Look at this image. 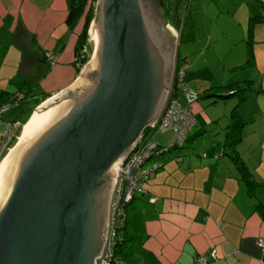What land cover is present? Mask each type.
I'll return each instance as SVG.
<instances>
[{"label":"crops","instance_id":"obj_1","mask_svg":"<svg viewBox=\"0 0 264 264\" xmlns=\"http://www.w3.org/2000/svg\"><path fill=\"white\" fill-rule=\"evenodd\" d=\"M68 6L69 0H0V100L10 94L17 98L1 112L0 122L13 123L11 129L20 128L16 138L39 104L69 88L81 68L74 47L82 20L69 27ZM249 7L237 24L244 40L245 31L250 35L253 63L248 66L255 67L262 77L259 86L254 85V74L236 77L239 81L235 82L249 81L258 90H254V98L249 91L238 108L243 123L235 149L253 186L247 188L223 154V135L222 139L214 137L218 141L210 152L207 141L200 154L194 153L200 145L192 149L191 142L185 149L161 153L172 152L164 159H155V155L146 164L159 163L160 167L128 206L124 264H195V255L211 249L217 258L209 264H264V249L255 243L257 237L264 238V215L255 207L259 203L264 208V0L251 1ZM250 17L257 20L248 33ZM245 59L246 54L233 66L243 67ZM188 66L184 65V78ZM227 85L221 82L218 87ZM187 87L196 94L201 89L196 83ZM198 98L197 94L192 104L195 123L187 133L196 132L193 139L219 119L226 125V116L235 104L225 101L221 113L216 114L207 112L209 103L202 105ZM250 101L256 106H248Z\"/></svg>","mask_w":264,"mask_h":264},{"label":"water","instance_id":"obj_2","mask_svg":"<svg viewBox=\"0 0 264 264\" xmlns=\"http://www.w3.org/2000/svg\"><path fill=\"white\" fill-rule=\"evenodd\" d=\"M97 4L83 75L0 176V264H91L107 218V171L167 94L174 40L148 16V3Z\"/></svg>","mask_w":264,"mask_h":264},{"label":"rangeland","instance_id":"obj_3","mask_svg":"<svg viewBox=\"0 0 264 264\" xmlns=\"http://www.w3.org/2000/svg\"><path fill=\"white\" fill-rule=\"evenodd\" d=\"M145 1L148 3V16L159 26L161 30L165 29L173 37L174 47H173L171 71L172 69H174V56L178 55L180 59L185 58L184 65L189 63V66L188 68H186L187 73L185 75V78L183 77L184 86L186 88L189 85H193V83H196V85L197 84L200 85L201 89L197 91V94L199 95L197 101L202 103V105H204V102L209 103L205 108L207 109L206 110L207 112L216 111L214 113L216 114L221 113L222 105L225 101L226 104L227 103L229 104V102L232 101L234 103L237 100L235 95L226 96L225 98H217L213 96L208 97L206 95L208 93L217 94L216 91H219L220 89H224V87L223 88L218 87L221 82L225 83V85L231 84L232 82L239 81L236 80L237 76L241 77L242 75L247 76L254 74V77L256 79L254 85L259 86L258 83L259 81L261 83L262 74L259 73L255 67H249L248 65H244L243 67L236 68L235 66H233L237 61L242 60L245 57V42L242 31L239 25L237 24L238 19L240 18V16L243 15V13L244 14L246 13L245 10L248 9V7L251 4V1L254 0H145ZM90 4L92 7L91 8L92 19L90 22H92L91 24L93 23L95 24L96 23L95 14L97 12V7H98L97 0H91ZM246 19H247V15L245 16V21ZM91 24L89 23L87 29V39H88V43L90 44L91 52H92V49L94 48L96 43H94L93 42L94 40L90 38L91 36L90 32L92 30V28L90 27ZM95 32L97 33L96 30ZM244 35L246 37V31ZM82 75H83V70H81L80 74L78 75L77 79H75L73 84L66 91L57 95L56 99L49 100L48 103L49 102L52 103H49V105H47L46 107L52 106L59 97L71 91L76 86L79 78ZM169 84L167 87V94H166L167 98L165 97L166 101L168 99V94H169L168 91ZM255 89L258 90V88ZM248 92L249 90L246 92V94H248ZM256 92L257 91L251 90L250 98H254L251 96H253V93ZM253 103L254 101H250L248 106H251V108L255 107L256 105H254ZM44 107H45L44 105L41 106L36 112L33 113V115L44 110ZM160 113L161 111L158 112L157 116L154 119L158 118ZM3 121L5 120L3 119ZM7 123L10 122H6V123L0 122V134L5 132ZM224 123L225 121L219 119L218 122L215 123V125L205 127L204 132L201 135L191 140L189 143L193 142L190 145L192 149L193 148L196 149L195 148L196 144L200 145L198 148L199 150L197 149L194 150V153L200 154L201 151H203V149L205 148V144L207 141H210V146L207 147L206 149L209 150L210 152L211 146L215 143V141H218V140H214V137L219 136V139H222L221 135H223L222 127L225 125ZM193 129L194 128L191 129V132L195 130ZM19 131L20 128L10 129V135L12 137V140L10 142L12 143V145L10 147L11 151L9 150L10 151L9 153L12 152L13 148L17 144L22 129L19 136L17 138L14 137V135L16 136L18 135ZM171 137H172V132L169 129L164 131H156L152 136L153 140L159 145L167 144L170 141ZM33 141L34 138L32 137L27 138L26 143H24L20 148V150L22 149L21 152L26 147H28ZM19 152L16 154V156L19 154ZM169 153L172 152L169 151L164 154L159 153L161 155L157 154L155 159L158 158L159 160L164 159L163 157L167 156L166 154ZM6 155L8 156V151L5 152L3 160L5 157H7ZM153 157L154 156H152L151 158ZM147 161L144 162V166H149L146 164ZM5 168H7V166ZM5 168H2V172H4ZM108 180L109 182L111 181L113 185V181H112L113 175L111 176V174H109ZM112 195L113 192L111 186V192L107 197V203H106L105 212L107 217L109 216V213L111 214L113 212L112 211L113 207L111 204ZM106 223H107V218L105 222L104 232L106 229ZM100 237L102 238L103 236ZM124 244L120 247L122 250ZM92 258L90 260L91 264H92Z\"/></svg>","mask_w":264,"mask_h":264},{"label":"built area","instance_id":"obj_4","mask_svg":"<svg viewBox=\"0 0 264 264\" xmlns=\"http://www.w3.org/2000/svg\"><path fill=\"white\" fill-rule=\"evenodd\" d=\"M89 55L88 47L84 44L81 46L79 54L75 59L79 60L82 56H88L89 58ZM45 56L52 58L48 54H45ZM177 68L173 69L168 99L167 101L165 99L160 115L153 121L148 122L140 130L127 154L117 160V168L113 176L112 185L113 195L111 204L113 212L109 213L107 217L102 245L99 254L92 258V264H117V259L114 258V246L124 223V205L132 199L135 193L143 191L142 184L160 167L159 163L144 166V162L152 156L163 153L172 147L179 146L189 129L195 123L192 104L197 99V94L184 86V66L180 65ZM9 105H0V113L9 107ZM13 126V123H7L5 132L0 134V160L10 147V141L12 140L10 129ZM167 129L172 132V137L166 145L161 146L153 140L152 136L156 131ZM255 243L260 250L264 249L263 237H257ZM216 258L217 254L215 250L211 249L207 254L195 255L193 261L195 264H209L210 260H215Z\"/></svg>","mask_w":264,"mask_h":264},{"label":"trees","instance_id":"obj_5","mask_svg":"<svg viewBox=\"0 0 264 264\" xmlns=\"http://www.w3.org/2000/svg\"><path fill=\"white\" fill-rule=\"evenodd\" d=\"M91 0H69V6H68V11H67V16H66V23L69 27H73L80 19L81 21V29L77 35L76 42H75V57L78 56L79 50L82 45L86 44L88 47V54L91 52V47L90 44L88 43L87 40V29L89 26V23L92 19V7L90 4ZM256 17H250L248 20V33H250V26L252 22L256 21ZM245 54H246V59L243 63V65H250L253 63V55L251 51V39L250 35L247 34L245 37ZM88 59V56H82L79 60H76L77 64L79 67H81ZM185 60V59H183ZM182 59H178L177 57L175 58L174 62V70L182 65L184 66ZM178 69V68H177ZM243 82V83H242ZM240 82H234L231 84H228L227 86L224 87L225 93H208L207 95L217 97V98H225L226 96L230 95H235L237 100L235 104L232 106L230 109L229 113L226 116L227 122L224 127V133H223V142H222V149H223V154L228 156L231 162L233 163L237 174L239 176L240 180H243L244 183L247 185V188L250 189L253 186V182L250 177L249 170L243 163V161L238 157L235 145L239 139L240 136V129L242 126V119L239 114L238 108L240 105L245 101L246 99V92L249 90H256L249 81H242ZM15 94H10L7 98H3L0 100V105L2 104H12L16 100ZM14 104V103H13ZM3 112V111H2ZM1 114V113H0ZM25 124V123H24ZM188 133V132H187ZM196 135V132L188 135L186 134L184 140L182 143L177 146V147H172L168 150H171L173 148L175 149H185L188 145V143L193 139ZM14 141V140H13ZM12 141V142H13ZM12 143H10L9 146H11ZM166 145V144H164ZM163 146V145H161ZM167 150V151H168ZM166 152V151H165ZM155 173V172H154ZM143 192V191H142ZM138 194V193H135ZM134 194V195H135ZM133 198V197H132ZM131 200L124 205V220H123V227L120 230V235L119 238L117 239L115 246H114V258L117 259V264H124V253L123 250L120 248L124 242L126 241V238L128 237V232H127V221H128V206ZM256 209L259 210V212L264 215L263 211V206L259 203L255 204Z\"/></svg>","mask_w":264,"mask_h":264},{"label":"bare ground","instance_id":"obj_6","mask_svg":"<svg viewBox=\"0 0 264 264\" xmlns=\"http://www.w3.org/2000/svg\"><path fill=\"white\" fill-rule=\"evenodd\" d=\"M91 28H92V30L90 32V35H91L90 38L94 40V41L92 40L94 43H96L97 42V33L95 32V30L97 31V27H96L95 24H92ZM47 108H49V107H44V110H42L41 112H39V113H37V114H35L33 116L31 115L32 117L29 118L30 120H28L27 123L25 124V126L23 127L22 132L20 134V137L18 138L17 144L13 148L12 152L9 153L11 151V149H10L11 146H10L9 149L7 150L8 151V156L6 155L7 157H5L4 160H3L4 156L1 158L0 165L1 164L2 165L0 166V176L3 173L2 172V168H5L6 166L9 165V163L13 160V158L19 152V150L22 147V145L24 143H26V139L29 138V137H32L35 140V138L37 137V135H38V133L40 131L39 127L37 126V123H38L39 119L43 116V114H45V111H46ZM116 168H117V161L110 166V168L108 169L107 173L111 174V176L112 175L114 176Z\"/></svg>","mask_w":264,"mask_h":264},{"label":"flooded vegetation","instance_id":"obj_7","mask_svg":"<svg viewBox=\"0 0 264 264\" xmlns=\"http://www.w3.org/2000/svg\"><path fill=\"white\" fill-rule=\"evenodd\" d=\"M174 62H175V56H174ZM172 73H173V69H172V71L170 72V77H169V82H168V84L170 83V78L172 77ZM165 97H166V94H165V96H164V98H163V100H162V103L160 104V107H159V111H161V108H162V105H163V103H164V100H165ZM101 238V237H100Z\"/></svg>","mask_w":264,"mask_h":264}]
</instances>
